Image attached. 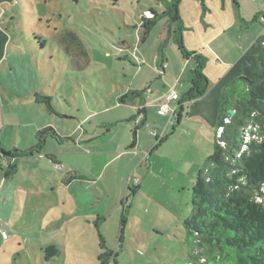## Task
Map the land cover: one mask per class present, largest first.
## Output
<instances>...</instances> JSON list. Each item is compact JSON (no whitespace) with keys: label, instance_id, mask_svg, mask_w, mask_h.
Listing matches in <instances>:
<instances>
[{"label":"rangeland","instance_id":"1","mask_svg":"<svg viewBox=\"0 0 264 264\" xmlns=\"http://www.w3.org/2000/svg\"><path fill=\"white\" fill-rule=\"evenodd\" d=\"M152 9L162 13L164 5L0 0V148L28 149L35 132L47 126L61 139H48L40 156L19 160L12 178L0 160L6 217L0 264H199L183 222L215 140L217 128L205 124L229 83L249 77L260 48L255 43L251 49L249 40L254 30L264 35V0H180V23L159 19L139 43L142 19ZM64 29L77 35L85 53L81 69L70 68L71 58L55 42L56 31ZM198 65L207 91L184 103ZM216 66L228 72L223 83ZM23 79L39 83L37 92L50 97L52 112L18 89ZM133 91L142 97L118 103ZM171 95L179 100L171 99V110L161 113ZM180 103L177 123L171 113ZM144 107L146 120L138 115ZM68 173L76 179L69 190L63 183ZM49 245L60 255L45 263L40 248Z\"/></svg>","mask_w":264,"mask_h":264},{"label":"trees","instance_id":"2","mask_svg":"<svg viewBox=\"0 0 264 264\" xmlns=\"http://www.w3.org/2000/svg\"><path fill=\"white\" fill-rule=\"evenodd\" d=\"M154 1L164 5V10L158 13L152 9L143 17L139 43L146 40L157 20L168 18L172 24L181 21L177 14L180 0ZM54 39L71 58L70 68L74 69L72 64L79 68L78 60L85 57V53L77 35L64 29L55 33ZM258 43L260 50L250 66L249 77L235 79L226 89L218 109L212 152L198 170L191 189L192 211L183 224L196 251L192 259L199 264H264V39ZM165 61L163 54L161 64ZM202 70L203 67L198 65L191 72L190 90L183 97L184 103L205 95L208 82ZM140 97V92L133 91L123 95L118 103ZM33 99L37 105L52 112L49 96L36 92ZM184 103L174 111L177 123H180ZM231 110L234 111L232 117L229 116ZM142 111H138V115H142ZM34 137L35 145L23 151L0 148L6 178L16 175L18 160L40 154L47 138L60 139L50 126L37 130ZM132 138L133 146L136 130ZM47 158L57 166L51 155ZM40 252L45 263L60 255L54 245L40 248Z\"/></svg>","mask_w":264,"mask_h":264},{"label":"crops","instance_id":"3","mask_svg":"<svg viewBox=\"0 0 264 264\" xmlns=\"http://www.w3.org/2000/svg\"><path fill=\"white\" fill-rule=\"evenodd\" d=\"M256 19H258V17H256ZM257 21V20H256ZM249 31L252 29V26H250L249 28H247ZM58 31H60V30H58ZM58 31H56V32H58ZM253 33H255V34H251L252 35V37H250V40H249V42H251L252 44H251V49H253L254 47H255V43L256 44H259L258 43V41L259 40H261V39H264V35L262 36V35H257V31L255 32V30L253 31ZM263 34H264V32H262ZM4 37H2V39H1V43L4 41ZM2 46H3V43H2ZM1 46V47H2ZM0 50H1V48H0ZM258 50V51H257ZM259 50H260V48L259 49H256L255 50V52L258 54V52H259ZM4 59L5 60H7V57L6 56H4ZM254 63V62H253ZM252 63V64H253ZM251 64V65H252ZM251 65H248V68L250 69V66ZM21 66H24V64H22ZM224 68L223 67H217L216 66V68H215V70L214 71H220V73L217 75V80L219 79L220 80V83H223L225 80H226V78H227V71H224L223 70ZM232 73V72H231ZM243 74H244V72H243ZM207 77H209V75H207ZM36 79V78H35ZM30 80L31 81H33L34 80V78H30ZM235 80V79H234ZM233 80V81H234ZM233 81H231V83L233 82ZM34 83V82H33ZM230 84V83H229ZM32 85V86H31ZM38 86H39V83L36 85H34V84H29L25 79H23L21 82H19V83H17V87H18V89L19 90H22L24 93H25V95L26 96H32L33 97V95H34V93H36L37 91H38ZM228 88V87H227ZM224 89V88H223ZM225 92H226V90L224 91V93H223V95H222V99L224 100V94H225ZM21 97V96H20ZM142 97V96H141ZM218 100V99H217ZM172 102V100H169V101H167L166 99L164 100V101H162V103H167V104H170ZM218 104H219V102H218ZM141 109H142V107H140ZM139 108V109H140ZM174 107H172V109H173ZM138 109V111H140ZM169 109L171 110V108L169 107ZM218 109H219V107H218ZM176 110V108L175 109H173L172 111H175ZM212 110V109H211ZM142 111V110H141ZM143 111H144V113L142 114V116H143V119L144 120H146V108L144 107L143 108ZM142 111V112H143ZM172 114V116L174 115L175 116V114L174 113H171ZM212 116V115H211ZM173 118V117H172ZM218 119H219V114H218V110L215 112V116H213V119H212V121L210 122L209 121V123H207L206 122V124H208V125H206L205 124V126H209V127H211L212 128V126H214V127H216V128H218ZM123 120H117V122L118 123H120V122H122ZM116 123V121H114V124ZM215 124H216V126H215ZM216 133V132H215ZM48 139H52V138H47L46 139V141H45V145L47 144V141H48ZM35 143H36V140H35ZM136 143V142H135ZM35 145V144H34ZM45 147V146H44ZM134 147V145L133 146H131L130 145V148H133ZM44 149V148H43ZM26 150V149H25ZM129 150V149H128ZM131 150V149H130ZM43 151V150H42ZM42 151H41V153L40 154H35V155H41L42 154ZM34 155V156H35ZM47 155H51L52 157H53V159H54V162L55 163H57L58 162V158H57V156H54V155H52V154H47ZM46 155V156H47ZM126 155H129V154H126ZM34 156H32V157H34ZM117 157V156H116ZM115 157V158H116ZM28 158H31V157H28ZM22 159H25V158H22ZM21 160V159H20ZM19 161V160H18ZM19 167V166H18ZM63 170H65V168H63ZM17 173H18V168H17ZM16 173V174H17ZM15 176V175H14ZM75 176V173H68L67 174V176L64 178V180H63V183H64V185L68 188V190L70 189V187L72 186V185H74L75 183H76V179H73V177ZM89 186V185H88ZM1 220H6V217L5 216H3V213H2V211H1V205H0V223L2 222Z\"/></svg>","mask_w":264,"mask_h":264},{"label":"built area","instance_id":"4","mask_svg":"<svg viewBox=\"0 0 264 264\" xmlns=\"http://www.w3.org/2000/svg\"><path fill=\"white\" fill-rule=\"evenodd\" d=\"M171 99L176 100L177 99V96L176 95H171V96H169V97L166 98L167 101H169ZM167 111H169V108L167 106V103H162L160 105V112L161 113H166ZM172 113H174V111H172ZM56 167L58 169H63V167L62 166H59V165H57ZM2 235H3V238H5V239L7 238L6 235H5V232H2Z\"/></svg>","mask_w":264,"mask_h":264},{"label":"water","instance_id":"5","mask_svg":"<svg viewBox=\"0 0 264 264\" xmlns=\"http://www.w3.org/2000/svg\"><path fill=\"white\" fill-rule=\"evenodd\" d=\"M233 115H234V111H232V110L229 111V116L232 117ZM227 121H228V120L226 119V122H227ZM221 132H222V128L219 129V133H221Z\"/></svg>","mask_w":264,"mask_h":264}]
</instances>
